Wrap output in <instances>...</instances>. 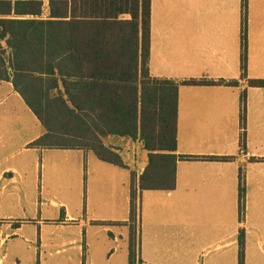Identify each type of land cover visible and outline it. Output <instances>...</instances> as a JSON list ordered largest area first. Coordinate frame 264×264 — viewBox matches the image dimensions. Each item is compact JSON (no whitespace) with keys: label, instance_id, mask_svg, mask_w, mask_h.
Returning <instances> with one entry per match:
<instances>
[{"label":"crops","instance_id":"crops-1","mask_svg":"<svg viewBox=\"0 0 264 264\" xmlns=\"http://www.w3.org/2000/svg\"><path fill=\"white\" fill-rule=\"evenodd\" d=\"M4 2L3 21L22 28L32 23L33 29L34 22L50 19L49 0ZM29 2L42 3L40 14ZM69 16L68 5L66 21ZM130 21L122 14L116 27L129 29L124 24ZM121 37L135 44L133 35ZM19 40L6 36L0 42ZM148 70L153 78L177 84L237 82L179 86L176 149L154 153L173 158L168 168L174 167L175 186L169 191L139 189L150 165L138 141L110 139L129 153L124 167L90 151L31 147L45 129L11 81H0V264H128L131 180L139 202L136 264H238L240 251L243 264H264V88L248 85L264 80V0H247L245 13L242 0H150ZM71 153L78 155L74 164L86 163L99 188L109 185L113 191L98 201L103 217L96 228L93 220L75 222L56 202L54 209L64 213L53 219L37 210L41 158L52 164V174L66 172L59 165ZM155 170L156 165L149 168Z\"/></svg>","mask_w":264,"mask_h":264},{"label":"trees","instance_id":"trees-1","mask_svg":"<svg viewBox=\"0 0 264 264\" xmlns=\"http://www.w3.org/2000/svg\"><path fill=\"white\" fill-rule=\"evenodd\" d=\"M32 3L40 14L42 3L29 2L27 6ZM7 4L0 0V15ZM68 5L70 16L66 21ZM242 8L245 13L247 0H242ZM49 13L50 19L34 22L33 29L32 23L22 28L21 23L14 22L16 26L11 30L9 25L14 23L0 19V41L6 36L10 40L21 38V43L0 42V81H11L46 132L30 146L90 151L106 164L124 167L121 149L110 139L138 141L149 153V168L156 165L153 173L149 168L144 172L139 189L172 190L174 167L170 171L168 166L173 158L154 153H171L176 149L179 86L236 87L237 82L189 80L177 84L151 77L150 0H49ZM122 14L131 16L132 21L124 24L129 29L116 27ZM245 23L244 15L243 44ZM129 35L131 40L134 36L135 44H127L121 37ZM88 38L92 42L81 43V39ZM244 78L242 75L241 79ZM248 85L264 88V80H249ZM240 98L244 108L245 93ZM138 216L137 189L131 180L128 264H136L134 234ZM238 264H243L241 251Z\"/></svg>","mask_w":264,"mask_h":264},{"label":"rangeland","instance_id":"rangeland-1","mask_svg":"<svg viewBox=\"0 0 264 264\" xmlns=\"http://www.w3.org/2000/svg\"><path fill=\"white\" fill-rule=\"evenodd\" d=\"M121 157L125 163H130L129 153L122 151ZM69 156V157H67ZM76 153L65 155L61 158L60 168L67 170H58L52 174V164L49 163L47 157L41 158L40 168L38 173L37 187V210L44 217L54 218L57 213H64V210L54 209L53 202L61 205L69 211L75 222L85 223L86 220H93L94 228L98 227L97 223L103 217L102 211L99 208L98 201L102 197H111L113 191L108 185L104 188H99L88 174V166L84 161L81 164H74L73 159L76 158ZM71 169L68 171V169ZM74 192L73 197L69 191ZM52 202V204H51ZM111 225V224H110Z\"/></svg>","mask_w":264,"mask_h":264},{"label":"built area","instance_id":"built-area-1","mask_svg":"<svg viewBox=\"0 0 264 264\" xmlns=\"http://www.w3.org/2000/svg\"><path fill=\"white\" fill-rule=\"evenodd\" d=\"M240 150V156H244V157H246V154H245V152L242 150V149H239Z\"/></svg>","mask_w":264,"mask_h":264}]
</instances>
